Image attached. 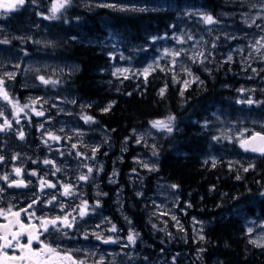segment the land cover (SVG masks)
Segmentation results:
<instances>
[{
  "label": "trees",
  "instance_id": "obj_1",
  "mask_svg": "<svg viewBox=\"0 0 264 264\" xmlns=\"http://www.w3.org/2000/svg\"><path fill=\"white\" fill-rule=\"evenodd\" d=\"M108 1L124 7L138 2L140 6L126 7V11L109 7L93 6L91 10L80 7L75 14L67 15L70 20L66 22L62 14L64 26L61 36L64 40L50 51L79 65L75 74L59 81L62 86L64 83L66 88L75 91L80 98L91 101L92 107L86 111L95 117L94 129L101 127L108 133L111 145L117 147L116 152L122 148V143L129 144L127 146L130 149L122 152L118 169L124 183V208L140 231L142 255H185L186 264H264V248L255 247L248 242L244 227L246 217H264V157H253L250 162L244 160V164H238L233 161L235 159L228 160L219 155L213 157L217 160L215 167L210 162L204 163L212 158L208 153L210 140L216 136V132L202 126L200 120L209 117L208 112L214 104H220L230 113L239 109L234 102L236 94L226 88L224 81L232 82L229 73H239L240 68L233 66L229 69L225 63H210L207 71H202L199 66H195L193 71L204 83L193 84L181 96L182 84L173 83L172 73L168 71L153 72L147 84L142 77L119 78L120 80L114 78L112 65L116 55L110 57L111 52L101 44L109 38L118 39L139 48V55L148 56V52L152 51L149 37L170 32L175 26L188 20L185 10L192 7L204 9L238 32L253 31L264 26V9L261 8L264 0ZM260 9L263 13L258 15ZM190 18L193 19V15ZM134 59L138 61L139 56L134 54ZM160 67H172L180 79L185 78L182 67L178 64L168 65L163 60ZM165 84L168 85L167 92L161 98L158 92ZM253 93L257 99L264 97L262 92ZM111 101H115L112 109L107 113L102 112L101 109ZM169 114L175 115L179 130L171 136L167 134L163 142L155 145L159 151V156L154 157L157 170L148 171L132 161L133 147L130 143L133 140V130L137 132L148 126L149 121L162 119ZM211 145L215 150L220 149L218 140ZM139 149L152 155V150L149 152L146 147ZM229 162H233L231 171ZM249 164H254L255 167L244 172L242 169ZM132 169H136L137 176L141 178L143 195L149 188L152 189V182L160 176L179 185L176 190L181 198L192 205L188 214L204 220L202 235L205 239L192 242L194 238L186 217L183 218L186 230L173 229L169 233H173L172 236H162L161 230L153 228L146 206L142 205L141 210L139 197L131 194L133 187H129L128 175ZM236 175L241 179L237 180ZM133 183L135 185L136 179ZM213 185L215 189L210 190ZM199 246L203 251L197 255Z\"/></svg>",
  "mask_w": 264,
  "mask_h": 264
},
{
  "label": "rangeland",
  "instance_id": "obj_2",
  "mask_svg": "<svg viewBox=\"0 0 264 264\" xmlns=\"http://www.w3.org/2000/svg\"><path fill=\"white\" fill-rule=\"evenodd\" d=\"M105 3H107V0H77V4L79 6L85 5V8H92L94 5ZM50 4L51 0L48 4H45V6L37 3L38 8H35L29 4H25L27 7L22 6L26 9L24 11L17 10L9 13L6 16H0V41L5 39L9 40L8 44L0 43V74H2L3 71L16 72L15 79L8 81L10 94L19 99L21 103L26 102L29 97H41L43 100L48 101L46 104L37 106L38 108L42 107L45 111V115L43 117L35 116L31 110H26L27 115L21 113L20 123L16 124L15 121H13L12 127V129L16 132L22 129L26 135H29L31 140H33L34 137L37 139V141L30 143L31 149L33 150L34 148L35 152L33 153L31 150V156H27L25 151L13 154L12 156H18V159L16 160H13L12 156L10 157V174L14 176V179L18 178L15 176L13 168L20 167L24 170L22 178L27 182L30 181L28 189H12L13 192L10 195V203L17 204V198L20 196V199H22L21 202H24V206L27 208L28 205L32 203V200L35 199L36 203L33 205L31 211L37 210V206L43 205L53 196H56L57 200L53 201V204L51 205L59 207L62 199L67 197L61 195L63 191L62 185L64 183H61L58 189L46 187L41 190L39 187V181L32 182V175L26 174V165L28 163V159L32 160L33 163H37L38 167L50 168V170L41 171V175L39 177H44L45 179L48 178L49 174L57 177L58 172H55V167H59L61 169L60 172H62L67 179L71 176L68 175L71 172L75 175V178L73 179H77V177L83 172H87V168L83 167V165L87 164L94 169L92 174L94 176V192H101L110 195L112 193L111 189H107V191L103 190V185L112 188L118 182V176H113V171H115L117 174L119 165L118 162L121 160V156L123 155L122 152L128 151L130 149L128 148L129 144L124 142L122 143V148L116 152V145H111L110 138L106 133H104V131L94 129L93 123L86 124L81 119V115L85 112L88 115H91L86 111V109L82 111V106L87 105L88 101L77 97H71L68 92L64 91L66 88L64 83L62 86L60 81L56 87H52L51 85H42L36 79L38 75L43 74L58 80L56 75L63 77L66 72L72 70L71 67H66L67 63L61 60V57V59H57L53 56H50L52 53H49L45 50L31 51L29 48H27V46H24V44H28L29 42L32 45L38 44L45 47L55 48L59 42L64 40V37L61 36V32L63 33L62 27L64 26L63 21L61 19L48 20L44 18V16L49 14L48 9ZM139 4L140 3L138 2L137 4L129 3L125 6L132 8L136 5L139 7ZM185 11L189 17L188 20H192V22H189L188 20L183 21L179 25L175 26L170 32L154 36L158 37V39L155 41H153L151 38L152 51L148 52V56L139 55V48L134 45L119 41L118 39L109 38L102 42L101 44L103 46L112 49L113 51H111V53L116 55V60L112 65L113 71L116 67H126L131 69L132 72H135L137 70L143 69L146 65L153 63V61H157L159 65H161L162 61L164 60L168 65H172L170 56L161 58L164 49H183L184 52L187 53V55L182 54L177 58L176 64L180 65L182 68L190 67L192 70L193 67L199 66L200 70L204 71L205 63L203 65L200 63H193L190 59L194 51H203L207 58H209V56L213 57V60L210 62L211 64L218 65V58L215 56L213 50L217 49V41L220 36L219 31L222 30V28H220L221 26L219 25L220 21L215 18L218 21L217 23L205 25L199 15L200 13L208 14L204 9L188 8ZM15 13H18V15H14ZM262 13L263 10L260 9L258 15H261ZM191 15H193V19L190 18ZM65 20L69 21L70 18L66 17ZM58 21L60 23H56ZM200 26H203L204 31L203 29H200ZM229 28L231 27H226L227 31L224 33L226 36L223 40L224 44H228L231 40V37L240 40L235 41L234 44L228 47L227 51L224 53L226 54L224 56V61L227 59L228 55L231 54L233 59L238 57L240 62L244 64L242 68L243 71L246 69L248 70V74L241 73L238 76L233 75V79H236L238 82V84L234 87V90H236V92H239L238 89L241 88L248 90L246 91V95H243L245 92H239L240 95L237 93L239 95L238 100H247L251 98L254 101H258L260 103L248 105L246 103H237L238 100H236V103L240 104L239 107L241 108V113L236 112V114L238 113L237 115L223 113L219 108L214 106L213 109L208 112L210 118L202 122V124L204 125V123L207 122V125H210L208 128L216 132V136L223 135L231 137V139H219L218 147H220V149L217 150L213 149L211 145L213 142H215V140H210V150L208 153L209 156L216 158L219 155H223L228 160L235 159L233 161L238 162V164H244V160H247L248 162L251 160L247 159L242 154L244 150L239 147L238 139L240 138V133H244L245 137L247 133L244 131L245 129L250 131L253 129V127H261L264 125V105L261 106L264 100L257 99L255 94L252 92L253 89L264 90V58H261L262 55H264V49H261L260 52H256L251 47V45L254 44L256 40L260 39L261 36H264V26L260 29H255L257 31L254 29L253 31L241 30V33L235 31L229 32ZM228 34L230 38H228ZM189 36H191L192 39H188ZM174 37H181L184 42L177 43V40L174 39ZM37 41L39 43H37ZM147 48H149V46H147ZM240 49H242V51H240ZM134 54L139 56L138 61H135L133 57ZM121 55H123L125 59H120ZM252 62L262 63L260 65V68L262 69L260 75L257 73V71L253 72V69H256L257 66L252 65ZM17 64L20 65L19 69L15 67ZM36 69H39V71H36ZM249 70H251L252 74H250ZM193 73L196 75L195 72ZM187 78L188 77L185 75V79ZM243 80L253 81L249 83L244 82ZM29 85L35 86L40 91H54V93L38 95L32 92H26L24 88L28 87ZM60 92L65 93L63 94L64 97L60 95ZM73 100H75L76 103H72ZM2 103L3 101H0V104ZM60 109H63V111H60ZM7 114L9 115V118H11L10 106L8 107ZM33 120H35L34 123ZM50 121H52V123H49ZM40 124H43L44 127L40 128ZM91 125L93 126L94 130H97L100 132V135L103 136L96 137L92 135L90 138H87L84 141L81 135H77V133H82L83 135L84 132H93L94 130L90 127ZM33 126L36 128V133L31 135L30 131H32ZM61 129L63 131H61ZM47 132H53L60 136L61 139L59 141L48 140V143L45 144L43 143V140L48 139ZM66 133L74 134L72 145L76 144L77 147L73 149L71 146V148L61 151V148L57 149V147H61L63 144L66 145L68 138L64 135ZM166 135L167 134L164 132H158L156 129L151 128L150 124L137 132H133L131 137L133 140L130 143V146L133 147V153L131 155L132 161L136 163L134 158H137L143 161L155 162L154 157L152 158V155L139 148L146 147L150 152L152 150V146L163 142ZM141 136H143L144 142L140 144L135 143V139ZM12 139L17 141L19 138L15 134ZM94 146H99L100 150L96 153V158L93 160L89 159L88 157L92 155L90 149ZM40 148H43L42 156L39 154ZM77 152L84 153V155L77 156ZM45 159L53 161L55 167H53V165H45L43 163ZM138 166L140 165L138 164ZM101 167V171H95V169ZM103 171L108 172L104 178L101 174ZM128 178L130 181L129 187H133L131 194L135 195L137 198L139 197L140 209L142 208V205L146 206V212L150 217L152 227L153 225H156L155 228L161 230L162 236H168L169 233L173 232V229H178L176 222L171 219V216L175 215L183 227V218L186 217L187 221L190 223V233L194 238V241L192 242L194 243L199 240L198 235L202 234L201 228L203 229L204 222L198 220L197 218H195V221L200 223L194 222V217L188 214L189 207L187 206V202L181 198L179 192L176 189H172L170 187L172 185L171 182H167L163 178L154 179L152 182V189L149 188V190L143 195L141 188V178L137 176V172L130 170ZM102 179H105V183L102 181ZM134 179H136L135 185L133 183ZM70 184L74 185L75 182ZM137 192L142 193V195L137 196ZM43 196H48V198L43 199ZM113 199L118 204H120L124 210V196L119 193V196L116 195V198ZM82 201L84 200L80 199L79 204H81ZM128 202H130V200H128ZM76 207L77 205L74 206V209ZM129 208L132 209L133 207L129 204ZM88 211L93 213L95 209L90 208ZM165 213H167V215H165ZM74 217L76 218L75 220L77 222H80L78 214H75ZM107 220L108 216L101 214L99 219L91 222V233L96 232L97 234L102 235L105 239L111 237L113 232H110L109 229L114 223L111 221L109 222V225H106ZM246 223L247 225L245 232L248 227L253 228L256 224H260L258 227H263L258 229V231L254 230L252 232L251 239H257L258 237L264 235V220L256 221L248 219V222ZM97 225L100 227L97 228ZM125 226V229L122 227L120 229V231L123 232L121 235L113 234L114 238L112 237L114 240H118L117 242L119 245H113L112 243H103V245H98L92 244L91 241H89L83 249H78L79 251L76 250L75 255L73 256H76L77 259L86 260V264H96V262L101 257L104 258V264H186L183 255L167 253H162L160 256L142 255V240L138 241L137 239L135 244L128 245L126 237L129 231L133 229V226L131 222ZM183 229V231H185L186 227ZM102 230L104 231L102 232ZM92 236L96 237L94 235ZM124 246H126V250ZM146 247L150 253L154 254V251H151L148 246ZM200 249H202L201 246L197 247V255L201 254L202 251H200Z\"/></svg>",
  "mask_w": 264,
  "mask_h": 264
},
{
  "label": "snow or ice",
  "instance_id": "obj_3",
  "mask_svg": "<svg viewBox=\"0 0 264 264\" xmlns=\"http://www.w3.org/2000/svg\"><path fill=\"white\" fill-rule=\"evenodd\" d=\"M26 3V0H0V16H6L9 13L13 11L19 10L22 6H24ZM32 3L35 4L36 0H32ZM73 3V0H51L50 7L48 9V15L44 16L45 19L48 20H59L61 19L62 13L69 8ZM99 7H109V8H117L120 11H126L128 10L124 6H118L116 4H99L97 5ZM261 8L264 9V4H261ZM201 17L202 22L205 25H212L217 23L218 21L211 15V14H199ZM264 18V17H262ZM79 19V18H77ZM66 22V20H65ZM247 23V21H245ZM255 23V19H253V24ZM259 27V25H257ZM75 39V38H73ZM158 39V37H152V40L155 41ZM174 39L177 40V43H183V39L181 37H174ZM188 39H192L191 36L188 37ZM0 43L8 44L9 40L5 39L3 41H0ZM37 43H39L37 41ZM51 43V42H49ZM215 46V45H213ZM254 51L260 52L261 49H264V36H261L260 39L256 40L254 44L251 45ZM242 51V49H240ZM187 55L186 52H184L183 49L181 50H170V49H164L162 53V57H171V64L175 65L177 63V58L181 55ZM110 57H114V54L110 53ZM261 58H264V55H262ZM120 59H125L123 55L120 56ZM193 63H200L203 65L205 61L207 60V56L203 51H194L190 57ZM233 59V56L231 54L228 55L227 61L231 62ZM17 69H19L20 65H15ZM160 70V71H168L172 73V81L173 83L179 82L182 84L180 95L184 96L185 92L188 90L189 87H191L193 84H203L204 81L200 79L199 76L195 75L190 67L182 68V71L185 73L187 79H180L174 72V69L172 67L168 68H161L159 63L157 61H153V63H150L146 65L143 69L137 70L135 72H132L131 69L126 67H116L114 71H112V76L116 78H122V79H131L134 77H142L144 80V83L147 84L149 76L152 75L153 72ZM36 71H39V69H36ZM207 71V69H205ZM256 69H253V72H255ZM16 77V72H8L3 71L2 74H0V101H3L2 104H0V120H2V123H0V132H7L13 127V121H15L16 124L20 123V114L24 113L27 115L26 110H31L35 116L43 117L45 115V111L43 108H38V105L46 104L48 103L47 100H43L41 97H29L28 100L24 103H21L19 99L12 96L9 92V85L8 81L14 80ZM36 79L40 82V84L48 86L51 85L52 87H56L57 84L60 82L57 79H53L51 76H45L43 74L38 75ZM168 85L165 84L163 87L159 89L158 95L163 98L167 92ZM239 92L244 93L248 91L247 89L241 88L238 89ZM128 95H132V93H128ZM72 103H76L75 100L72 101ZM237 103H246L248 105H252L254 103H260L258 101H254L253 99L249 98L247 100H238ZM115 104V101L109 102L104 108L101 109L102 112L107 113L109 112L113 105ZM11 108V118H9V115L7 114L8 107ZM92 105L87 104L82 106V111L87 108H91ZM60 111H63V109H60ZM81 119L86 124H92L95 123V117L88 115L86 112L81 115ZM149 124L151 128L156 129L158 132H164L171 136L175 131H178V127L176 124V117L175 115L169 114L166 117L162 119H155L152 121H149ZM204 127H207V122L204 123ZM40 128H43L44 125L40 124ZM261 131H252L250 136L247 138L244 137V133H240V138L238 139L239 147L242 148L245 152H252L255 154H258L260 157H264V125L261 126ZM61 131H63L61 129ZM245 132H248V129L244 130ZM135 132V130H133ZM17 137L20 140H23L25 138V132L21 129L16 132ZM77 135H82V133H77ZM47 138L46 140H43V143L47 144L48 140L53 141H59L61 139L60 136L56 135L53 132H47ZM213 140H219V139H231V137L228 136H213ZM125 140L127 141L128 138L126 137ZM144 142L143 136L136 138L135 143L140 144ZM77 147L76 144L72 145V148L75 149ZM100 150L99 146H94L90 149L92 155L88 157L89 159H95L96 153ZM126 150V149H124ZM153 157L159 156V151L155 145L152 146V152ZM77 156H83L84 153L77 152ZM5 158L3 156H0V161H3ZM13 160L18 159V156H12ZM136 160V163L139 164L141 167L147 169L148 171H156L157 170V164L155 162H148L139 160L137 158H134ZM211 163L212 167H215L217 164V160L215 158H211L209 160H205L204 163L208 164ZM45 165H55L53 164V161L45 159L43 161ZM238 163V162H236ZM83 167L87 168V172L79 175L77 177L78 181L87 182L90 179H92V174L94 172L93 167L88 166L87 164L83 165ZM233 167V162H229V170L231 171ZM255 167L254 164H249L247 167H244L242 170L244 172H249L251 169ZM102 170L101 168L95 169L96 172H99ZM23 169L20 167L13 168V172L15 173V176L18 179H10L9 174H4L0 176V180H3L8 183L9 187H27L29 182H26L23 178ZM61 169L59 167H55V172H60ZM133 172L136 171V169H132ZM55 174V173H53ZM31 175L36 176L37 172L32 171ZM116 173L113 171V176H115ZM237 180L241 179L239 175H236L235 177ZM39 187L41 190L44 188H55L57 185L55 183H52L45 179L44 177L39 178ZM114 182V181H113ZM63 191L61 195L66 197H72L76 195V186L70 183H64L62 185ZM172 189H178L179 185L172 184L170 186ZM215 185H213L210 190H214ZM4 192V188L0 187V193ZM97 195H106L104 193H97ZM137 196L142 195V193L137 192ZM2 199V197H0ZM57 197L53 196L51 199L47 201L48 204H53V201H56ZM36 203V200L33 199L32 203L28 205L27 208H21L19 211L14 210L13 205H9L7 208H0V218L7 221V223H0V264H86V260L77 259L73 256L72 253L66 252L63 249H61L58 246H54L53 242H49L45 240V237L48 236H54L57 234H63L67 235V233L64 231L65 229L72 228L75 223V217L72 216L71 213L65 214V215H56L52 217L48 216H37L35 212L31 211L33 208V205ZM99 201H96V206H99ZM188 207H191V204L187 205ZM59 207L61 208L62 212H66V206L63 203L59 204ZM73 212H77L79 218H83L88 214V202L86 200L82 201L81 204L77 205L75 209H73ZM22 214L26 216V220L22 218ZM167 215V213H165ZM171 219L176 222L177 227L183 231V225L179 223V220L175 215L171 216ZM125 220L127 222L128 218L125 217ZM194 222L195 218H194ZM200 223V222H196ZM100 226L97 225V228ZM153 227H156V225H153ZM110 232H117L118 228L115 224H112L111 228L109 229ZM202 232V228H201ZM253 232L252 227L247 228V233L250 235ZM92 235L96 236L97 240H103L104 243H116L117 241L114 240L112 237L104 238L102 235L97 234L96 232L91 233ZM89 235L88 232L84 233L85 238H87ZM171 235V234H169ZM139 237V233L135 230L129 231L126 239L128 242V245H133L136 243L137 239ZM199 240H204L205 236L202 234L198 235ZM250 244L254 245L258 248H264V235L258 237L257 239H249L248 241ZM38 246V247H37ZM79 251V250H77ZM200 251H203V249H200ZM91 254V253H89ZM96 264H104V258L101 257Z\"/></svg>",
  "mask_w": 264,
  "mask_h": 264
},
{
  "label": "flooded vegetation",
  "instance_id": "obj_4",
  "mask_svg": "<svg viewBox=\"0 0 264 264\" xmlns=\"http://www.w3.org/2000/svg\"><path fill=\"white\" fill-rule=\"evenodd\" d=\"M25 4H28L27 0H26ZM34 121L35 120H33V123H34ZM0 123H2V120H0ZM49 123H52V121H50ZM35 130H36V128H34V126H33L32 131H30L31 135H34L36 133ZM15 134H16V131L13 129H10L7 132H0V156H3L5 158L3 161H0V176H2L4 174H9L10 179H14V176L12 174H10V170H11L10 169V157L13 154H16L19 152H25V151H26L27 156H31L30 152H32V151H33V153H35V152H34V148H33V150L31 149L30 143L37 141V139L35 137L33 140H31L29 135H26V134H25V138L23 140L18 139L17 141H15L12 139V137H14ZM64 135L66 137H68L67 141H66V145L63 144L61 147H57V149L61 148V151H65L66 149L71 148L73 140H74V134L73 133H70V134L66 133ZM81 137L85 141L87 138L91 137V132L90 131L84 132V134L81 135ZM39 154L42 156L43 148L42 149L40 148ZM39 159H40V157H39ZM39 159H38V161H39ZM47 170H50V168L38 167L37 163H33L32 160L28 159V163L26 165V171H27L26 174L31 175L32 171L37 172L36 176H33V175L31 176L32 182L39 181V178H40L39 176L41 175V171H47ZM49 173H52V172H49ZM83 173H85V172H83ZM107 174H108V172L104 171V175H102L103 178L106 177ZM68 175H71V176L67 179L66 176L62 172H58L57 177L52 176V174H49L48 178H47L48 181L55 183L57 185V187H55L56 189L59 188L61 183H73V182H75L74 185L76 186V190H77L76 195L72 196V197L64 198V199H62V202H61V203L65 204L66 212H62L60 207L52 206L46 202L41 206H37V210L33 211L36 213L37 216L52 217V216H56V215H65L68 213H71L73 216L74 215L73 207L80 202V199L86 200L88 202V204L94 202L95 192L93 190V186H94L93 175H92V179H90L87 182H80L77 179H73V178H75V175L72 172L69 173ZM76 175H77V173H76ZM102 181H105V179L104 180L102 179ZM77 182H78V184H77ZM28 186H29V184H28ZM28 186L27 187H19V188L18 187H15V188L9 187L7 182L0 180V187L4 188V192L0 193V197H2V199H0V208H7L9 205H13L15 211H19L21 208H26L24 206L25 205L24 202H21L22 199H20V196L17 198V204L10 203V195L13 192L12 189L25 190V189H28ZM54 191H55V189H54ZM46 198H48V196H43V199H46ZM100 215L101 214L99 212L94 211L93 213H91L88 211V214L85 217H83L82 219L80 218L81 222H77L75 220V223H74L72 228H68V229L64 230L67 233V235L57 234L54 236H48V237H45V240L49 241V242H53L54 246H58L61 249H63L64 251L70 252L73 255H75L76 250L83 249L84 246L87 245V244H85L86 238L84 236V233L88 232L89 234H91V230H90L92 228L91 222L96 221ZM22 218L25 220L27 219L24 214H22ZM0 223H7V221L0 218ZM106 225H109V223L107 222ZM103 231L104 230H102V232ZM75 258H76V256H75Z\"/></svg>",
  "mask_w": 264,
  "mask_h": 264
},
{
  "label": "bare ground",
  "instance_id": "obj_5",
  "mask_svg": "<svg viewBox=\"0 0 264 264\" xmlns=\"http://www.w3.org/2000/svg\"><path fill=\"white\" fill-rule=\"evenodd\" d=\"M244 225H245L244 227L246 228L247 223L245 221H244Z\"/></svg>",
  "mask_w": 264,
  "mask_h": 264
},
{
  "label": "water",
  "instance_id": "obj_6",
  "mask_svg": "<svg viewBox=\"0 0 264 264\" xmlns=\"http://www.w3.org/2000/svg\"><path fill=\"white\" fill-rule=\"evenodd\" d=\"M258 155V154H257Z\"/></svg>",
  "mask_w": 264,
  "mask_h": 264
}]
</instances>
